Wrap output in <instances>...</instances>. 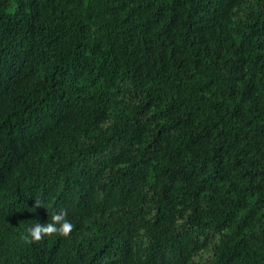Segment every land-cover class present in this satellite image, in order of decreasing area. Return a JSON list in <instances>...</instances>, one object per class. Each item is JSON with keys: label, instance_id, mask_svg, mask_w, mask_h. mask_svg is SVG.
<instances>
[{"label": "trees", "instance_id": "16d2710c", "mask_svg": "<svg viewBox=\"0 0 264 264\" xmlns=\"http://www.w3.org/2000/svg\"><path fill=\"white\" fill-rule=\"evenodd\" d=\"M0 264H264V0H0Z\"/></svg>", "mask_w": 264, "mask_h": 264}, {"label": "clouds", "instance_id": "9594fccd", "mask_svg": "<svg viewBox=\"0 0 264 264\" xmlns=\"http://www.w3.org/2000/svg\"><path fill=\"white\" fill-rule=\"evenodd\" d=\"M36 206H43L39 199L35 198ZM73 225L67 219V213L64 208L53 211L44 223L34 220V223L27 225L21 233V238L26 242L39 241L43 236L58 233L67 236L72 230Z\"/></svg>", "mask_w": 264, "mask_h": 264}]
</instances>
